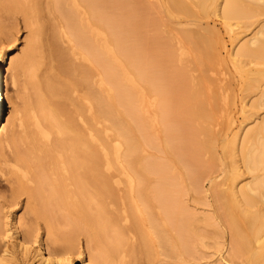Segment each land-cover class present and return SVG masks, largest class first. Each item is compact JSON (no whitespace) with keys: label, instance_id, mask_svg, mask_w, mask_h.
<instances>
[{"label":"bare ground","instance_id":"bare-ground-1","mask_svg":"<svg viewBox=\"0 0 264 264\" xmlns=\"http://www.w3.org/2000/svg\"><path fill=\"white\" fill-rule=\"evenodd\" d=\"M216 1L166 0L180 14L194 13V5L201 11L211 6L217 7V15L225 23L228 19L254 15L252 7L242 3L245 1L222 0L217 4ZM130 3L134 5L130 7ZM146 6L139 0H0V14L4 13L7 20L18 12L34 18L32 27L35 36L26 51V57L36 65L39 59L37 49L43 44L49 64L48 74L38 85L40 95L36 104L40 113L32 107L33 112L38 114L27 115L35 133L49 143L44 151L45 154L49 153V163L48 160L45 162L34 158V153H25L29 149L23 153L18 150L19 154L12 158L17 180L15 193L25 194L32 205L29 206L34 212L32 214L42 216L49 223L46 238L38 227H16L23 254L28 256L36 248L40 264H77V257L83 254L72 239L77 233L86 237L90 258L100 257L106 264H127V256L133 258V264H139L142 260L152 262L161 253L159 248L170 253L168 245L181 247L189 232L188 228L193 224L194 219L181 217L180 191L179 188H173L172 176H169L166 167L133 156L138 144L131 136V129L123 124L124 128L121 127L118 110L112 106V99L122 101L123 104H120L137 121L138 128L144 129L143 115H140L136 105L137 92H134L136 81L143 79L150 92L170 91L189 103L184 102L178 107H171V103L165 101L160 104L158 116L165 122L172 120L177 127L187 126L189 118L195 119L202 122L203 127L196 132L199 130L205 136L208 126L214 121L217 101L213 102L215 97L212 94L216 92L212 93L211 84L207 85L208 99L205 100L202 82L186 71L191 65H187L186 70L185 65L179 70L171 67L169 60H175L174 57L166 56L160 50L164 38H139L138 27L141 25L137 18ZM120 8L125 11L119 17ZM45 14L53 15V22ZM0 28L4 29L5 26L2 24ZM188 33L192 35V32ZM195 33L198 34V31ZM259 34L264 35V30H259L252 37L253 46L240 48V55L251 57L252 62H248V65H257L258 61L264 63L261 61L264 60V37H258ZM202 35L195 36L197 47L194 46L199 50L201 63L210 61L217 50L213 44H209L211 41L208 42V37L206 39ZM187 36L190 38L189 34ZM131 37L136 42L130 43ZM139 45L145 47L146 54H138ZM150 53L155 56L149 57ZM120 55L125 59V63L121 64L123 68L117 63ZM0 57L1 120L7 100L6 86L1 76V62L6 58L2 48ZM150 67L159 72H149ZM127 72H130L129 79ZM14 77L12 82L15 84ZM161 78L165 79L162 88L157 84ZM104 86L108 88L105 90L106 98L102 95ZM254 105L264 106V91L262 98ZM172 111L176 113L174 118H170ZM181 114L183 116L180 117ZM102 119L111 120L112 130L118 141L122 140L124 144L123 154L110 150L112 144L106 136L103 137L105 131L101 127ZM227 121L228 125L232 122L230 118ZM196 132L190 131L192 138L187 145L178 132L182 141L175 148L186 164L198 169L204 163L202 158L205 153L211 150V141L207 143L204 138L196 140ZM10 135L8 130L2 131L1 148L16 142L10 139ZM37 140L39 143L40 140ZM243 144L245 149H242L241 158L247 172L253 173V181L239 188L220 190L217 196L231 230L233 255L245 257L249 264H264V219L261 218L264 210L258 205L264 199V123L260 130L247 131L242 139ZM196 173L194 176L199 174ZM153 210H156V218ZM60 221L73 223L72 235L59 233L55 223ZM164 226L175 230L173 239L168 237V229ZM191 227L194 228V225ZM9 236L7 234L0 240V264L13 262ZM53 240L58 242L56 245H59V249L55 248L57 246L52 247Z\"/></svg>","mask_w":264,"mask_h":264},{"label":"rangeland","instance_id":"rangeland-1","mask_svg":"<svg viewBox=\"0 0 264 264\" xmlns=\"http://www.w3.org/2000/svg\"><path fill=\"white\" fill-rule=\"evenodd\" d=\"M113 1L121 2L124 0ZM139 1L147 5L145 11H142L137 18L138 24L141 25L138 27L139 38L145 39L147 37L151 40L152 38L160 40L164 38V44L160 50L166 56L174 57L173 59L175 60H169L171 67L179 70L186 66V70L188 68L187 65H191L186 71L202 82L204 88L203 98L205 100L208 99L207 85L209 83L212 87V93H217H215L217 97L212 94L215 97L213 102L217 101L215 118L211 125L208 126L205 136H202L199 130L196 132L197 129H202L203 127H201L202 122L195 119L189 118L187 126L176 127L177 124L172 120L165 122L161 116L159 118V110L157 109L164 101L171 103V107H178L179 104H184V102L186 104L189 103L184 99H180V95L170 91L167 92L164 89L163 91L167 93L157 92L156 90L155 92H150L146 89L143 79L136 81V90L134 88V92H137L135 94L137 95L136 99H138L136 101L138 111L140 115H143H141L142 121L144 120L143 122L146 123H144V129L140 130L138 128L137 121L128 114L127 108L121 105L123 104L122 101L119 102V99L118 101L112 99V106H115V109L118 110L117 115L120 124L131 129V136L138 144L133 156L141 157L152 164H160L166 167L169 176H172L173 188H179L178 190L180 191L181 217L183 219H194L193 224H191V226L194 225V228L191 226V228H188L189 232L185 235V242L181 247H174L172 244L168 245V252L170 253H166L167 251L165 252L159 248L158 250L161 253L154 261L142 260L139 264H249L245 257L233 255L231 230L222 214L221 201L218 199L217 194L220 190H227L230 187L239 188L253 181V173H248L249 171L241 158V152L245 149L244 144L242 145V139L247 131L260 130L264 123V106L258 107L254 105L262 98V92L264 91V63L258 61L257 65L253 63L248 65V62H252L251 57H244L239 54V51L244 46H253L252 37L259 30H264V0H240L245 1L246 3H242L252 7L251 10L253 9L252 11L255 12H253L254 15L250 14L252 15V17L249 16L250 18L228 19L229 21H226V23L220 15H217V7L211 6L208 10L201 11L194 5L192 6L193 8L191 7L194 13L192 11L187 14H180L172 9L166 0ZM217 2L221 3L222 0H217L216 4ZM133 5V3H130V7ZM256 9L260 10V13ZM119 10L120 17V15L124 14L125 9L120 8ZM189 14L191 16H188ZM195 14L196 16L194 17ZM45 15L47 16V14ZM4 16V13L0 14V25L3 24L5 26L4 29L0 28V48L6 53L5 60L1 62V76L5 83L4 86H6L7 100L0 120V137L2 131L6 129L9 135L11 134L10 139L16 140L15 143L18 145L12 140V146L0 147L3 149L0 150V240L10 234L8 240L12 242L11 246L14 255L12 264H40L36 256L38 253L36 248H33L28 256L23 254L16 227L17 225L22 228H29L27 226L38 227L41 235L46 238L45 233L49 223H46V219H43L42 216L33 215L32 207H29L32 205L28 203L25 194L15 193L14 188L17 180L13 172L15 171L13 159L15 154H19V151L23 153L25 149H29L25 153H34V158L37 159L38 157V160L42 159L45 162L48 160L49 163L47 156L49 153L45 154L44 152L49 143L35 133L34 126L31 125L30 120L27 118L29 114L40 113V110L37 111L39 107L36 104L40 95L38 85L48 74L49 64L46 56V47L43 44L37 49L39 59L36 65L31 63L26 57V51L31 44L33 36H35L32 27L34 18L28 17L27 14L22 12L16 13L8 20ZM51 16L48 19L53 22ZM186 31L192 32V35L190 36V33ZM197 31L198 34L195 33ZM184 33L189 34L192 39L187 35L183 36ZM181 34L183 37H181ZM199 34H203L202 36L205 38L208 37V42L209 40L212 42H209V44H213L217 49L215 56L211 58L212 61L211 59L210 61H203V63L200 61L199 50L195 48L197 47L195 36ZM185 36V39L189 42L185 41ZM258 37H264V35L259 34ZM133 42H136V40L131 37L130 43ZM191 42H195V44L192 43L193 45H190ZM141 45L143 46V44ZM142 46L139 49V55L147 53L145 47ZM117 52L119 51L117 50ZM154 56L155 54H149V57ZM119 57L120 61L117 63L120 64V68H123L121 64L125 63V59L121 55ZM261 61L264 62V60ZM150 70L154 74L159 72L153 67L152 69L151 67L149 68V72ZM168 70L171 71L170 69ZM172 72L174 71L172 70ZM12 77L15 78V84L12 82ZM127 78H130V72H127ZM164 83V78L157 80L160 88H162ZM103 88L102 95L107 97V91L105 90L108 88L105 86ZM138 93L141 96L140 98ZM34 105H37V107H34ZM32 107L37 112H33ZM175 115V111H172L170 118H174ZM228 118L232 121L230 125H228ZM170 122L173 123L171 124ZM123 125L121 127L124 128ZM101 127L105 131L103 137L105 138L106 136V139H109L112 144V147H110V150L113 151L112 153L116 150L118 153L123 154L125 152L124 144L122 140H120L121 143L118 141L115 132L112 130L111 120L102 119ZM174 127L176 128L175 130ZM190 131L196 132V140L204 138L207 143L211 141V153L204 151V153L207 152L202 158L204 163L198 169L186 164L184 158L177 154L178 150L175 148L182 140L186 145L190 142L192 138ZM178 132L182 140L179 139ZM31 138H34V140L32 141ZM37 139L40 140L39 143ZM34 144L36 145L34 146ZM46 152H48V149ZM212 156L213 160L211 161ZM195 172L199 174L196 173L198 175L194 176ZM258 205L264 210V199ZM154 211L156 210L152 211L156 218L157 214ZM261 215L263 216L261 218L264 219V213H261ZM64 222L55 223V227L60 231L59 233L61 235L73 233V223ZM164 227L167 228L166 226ZM195 228L196 230H194ZM167 229L168 237L173 239L175 230L173 231L170 226ZM152 236L155 237V235ZM72 239L77 242L79 249L83 251V254L77 257V264H106L100 257L98 259L89 257L90 251L87 249V239L84 235L77 233ZM57 243L53 240L51 243L52 247L57 246L55 248L59 249V245H56ZM126 259L127 264H133L132 257L129 258L127 256Z\"/></svg>","mask_w":264,"mask_h":264}]
</instances>
